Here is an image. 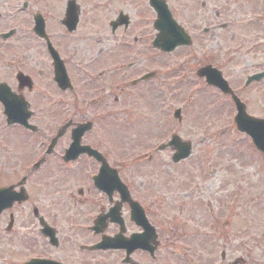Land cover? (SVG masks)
<instances>
[{
	"label": "flooded vegetation",
	"instance_id": "1",
	"mask_svg": "<svg viewBox=\"0 0 264 264\" xmlns=\"http://www.w3.org/2000/svg\"><path fill=\"white\" fill-rule=\"evenodd\" d=\"M72 1L79 23L70 32L64 20ZM159 1L193 40L190 47L179 49L195 67L177 83L170 79L176 74L165 69L173 53L153 45L159 16L151 0H0V264H91L96 256H115L114 264H208V256L217 254L221 264L226 261L225 244L220 251L215 246L197 253L174 220L170 224L153 218L148 207L154 196L145 190L143 171L125 168L126 144L132 136L122 142L108 137L112 128L98 114H136L144 109L146 93L171 99L177 90L186 93L196 84L235 109L231 95L197 77L200 68L213 66L247 113L264 121V76L247 85L249 78L264 73V39L239 46L212 41L215 49L206 44L227 29H264V0ZM99 9L101 15L91 18ZM240 13L248 18L240 22ZM87 14V31L104 29L108 48L91 53V38L79 40L81 19ZM60 60L68 78L62 69L55 74ZM143 62L152 67L151 82L141 80L146 75ZM124 126L131 130L130 124ZM169 141L154 150L172 160ZM91 150L114 171L101 170L103 162L91 156ZM155 154L149 162L159 157ZM259 157L264 163V155ZM137 204L148 221L135 214ZM216 224L214 219L210 225ZM114 238L126 243L104 251L91 249ZM232 264L246 261L239 258Z\"/></svg>",
	"mask_w": 264,
	"mask_h": 264
},
{
	"label": "rangeland",
	"instance_id": "2",
	"mask_svg": "<svg viewBox=\"0 0 264 264\" xmlns=\"http://www.w3.org/2000/svg\"><path fill=\"white\" fill-rule=\"evenodd\" d=\"M101 13L102 9L91 12V18L96 19ZM88 15L81 19L78 33L82 39L79 40L89 42L88 38H91V53L98 48H108L107 41L104 40V29L87 31L88 23L91 25ZM247 18L240 13V22ZM218 34L220 39L208 38L206 44H212V41H233V44L239 46L259 41L264 37V29H227ZM211 44L208 48L215 49V45ZM183 55L178 51L171 58L182 59ZM174 61L178 63L174 67L181 70V73H176V78H180V74L188 68L195 67L194 62L188 63L186 59ZM143 63L144 66L147 65L146 62ZM148 69L150 66L142 70ZM100 70L101 68L97 71ZM239 75L242 77L241 72ZM176 78L170 79L177 81ZM200 92L194 94L192 91L193 96L189 97L190 91L184 93L177 90L171 99L161 93H157L155 97L147 96L146 93L144 109L136 114H98V117L101 120L102 115L108 116H105V121L112 128L110 137L122 142L132 136L126 144L124 157L127 160L130 156L135 158L145 155L133 163L126 160L128 166L125 168L132 167L143 171L145 190L154 196L149 200L148 208L155 220H166L170 224L174 220L176 228H182L189 235L187 244L197 253L202 248L211 251L215 246L220 251L221 245L225 244L228 254L223 264H232V261L239 258L245 259L246 264H264L263 160L249 147L248 139L236 131L233 110L220 108V102L215 96ZM176 107L183 110V122L169 125ZM129 124L130 131L124 126ZM172 133L192 143L191 157L179 165H174L167 153L162 152L158 155L154 153L159 157H154L149 162V155L146 154H152L154 147ZM189 187L190 190H187ZM211 213L215 214V218L211 217ZM213 218L218 221L223 237L210 225ZM217 238L218 241L215 242ZM218 256L219 254L212 258L208 256V264H212L214 259L220 263ZM113 257L96 256L91 258V264H114L116 257ZM192 258L196 260L194 256Z\"/></svg>",
	"mask_w": 264,
	"mask_h": 264
},
{
	"label": "water",
	"instance_id": "3",
	"mask_svg": "<svg viewBox=\"0 0 264 264\" xmlns=\"http://www.w3.org/2000/svg\"><path fill=\"white\" fill-rule=\"evenodd\" d=\"M75 9L76 7L72 2L69 5L67 20H66L67 24H71L72 26H74L73 28H75V26L78 23V12ZM161 31L162 34L158 36L159 39L156 41V43H159L160 48H162L163 50H167V51L173 50L176 46L180 44H184L186 42L181 29H161ZM216 78L217 77H214L212 79V82H217ZM218 79L219 81H221L220 78ZM241 115L244 116L243 114ZM244 117H240L242 121L244 122L249 121V118L246 119ZM241 130L243 131L246 130L247 132H249L248 127L246 129L244 126H242ZM173 142H174L173 145L176 146V148L179 150L178 152L179 154L176 157H174L175 162H179L181 159L186 158L187 156L190 155L191 145L189 142L183 143L179 138H176V141Z\"/></svg>",
	"mask_w": 264,
	"mask_h": 264
}]
</instances>
